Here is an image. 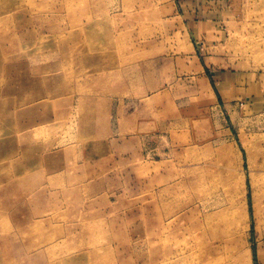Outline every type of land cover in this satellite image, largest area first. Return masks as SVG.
Wrapping results in <instances>:
<instances>
[{"label":"rangeland","instance_id":"rangeland-1","mask_svg":"<svg viewBox=\"0 0 264 264\" xmlns=\"http://www.w3.org/2000/svg\"><path fill=\"white\" fill-rule=\"evenodd\" d=\"M0 264H264V0H0Z\"/></svg>","mask_w":264,"mask_h":264}]
</instances>
